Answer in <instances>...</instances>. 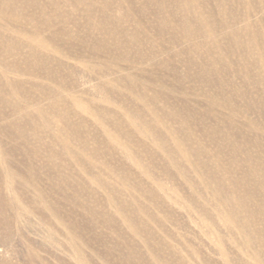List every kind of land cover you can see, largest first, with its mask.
<instances>
[{
    "label": "rangeland",
    "instance_id": "374dc122",
    "mask_svg": "<svg viewBox=\"0 0 264 264\" xmlns=\"http://www.w3.org/2000/svg\"><path fill=\"white\" fill-rule=\"evenodd\" d=\"M87 1L57 0L64 28L54 25L57 13L34 7L0 17V44H19L5 56L19 73L0 74V92L19 105L23 134L19 155L10 154L17 143L0 117V264H258L247 237L225 218V197L264 261V165L254 168L264 159V83L252 84L262 73L252 68L244 84L241 52L226 50L264 44V14L252 16L254 31L226 27L216 0H205L212 13L200 16L195 4L192 26L183 28L179 0H165L162 10L148 0L150 8L126 21L127 4L143 8L142 0H93L95 18L108 22L95 32L85 21ZM40 43L49 45V65L37 71L28 55ZM189 44L208 46L193 52L198 62L190 65ZM250 54L255 59L256 50ZM75 99L95 116L74 107ZM12 112L0 97V114ZM26 144L38 150L32 158ZM27 164L37 168L32 179ZM7 167L19 172L10 187ZM36 185L49 209L37 201Z\"/></svg>",
    "mask_w": 264,
    "mask_h": 264
},
{
    "label": "bare ground",
    "instance_id": "6f19581e",
    "mask_svg": "<svg viewBox=\"0 0 264 264\" xmlns=\"http://www.w3.org/2000/svg\"><path fill=\"white\" fill-rule=\"evenodd\" d=\"M127 3H130L131 0H125ZM256 1H259V5H256ZM143 2V8H134L133 5H129L127 4V11H126V15L125 18H120L122 21H126L130 18H132L133 16H135V12H137L138 10L144 12L145 8H150L151 5L146 4L148 2V0H142ZM165 0H159L156 3V6L159 8V10L163 9V4H164ZM179 2L183 3L184 6L182 4H180ZM179 2L177 1V6L175 8H180L183 11V21L179 20L178 23H176V25H182L183 28L184 27H188L191 28L192 26V20L193 18L189 15L191 8L196 4L198 5V10H199V15L203 16L205 12L207 13H212L210 11V6L207 5V3L205 2V0H179ZM264 0H216V8L219 12L220 15L224 16L226 19L223 21V25H225L226 27L232 26L233 24H239L242 28H244L246 31H254V21L252 19L253 15H257V16H261V14H264ZM59 4L60 2L57 3V0H51L50 2H47L45 0H42L41 2H35V0H0V17H9L12 16V14L14 13L16 16H18L19 18V9H23L24 7H34L37 11L41 12V13H45L46 11L50 10L52 11L54 14L57 13V20H54V25L58 26V27H62L64 28L65 26H63L60 22V15H59ZM84 5V9H85V21H87L88 23L92 22V26H93V30L95 32H102L108 22L107 21H101L95 18V2L93 0L87 1L85 3H83ZM105 8H101L99 11H104ZM166 18L161 19V24L164 23L166 24ZM200 20H205L204 17H201ZM191 21V22H189ZM189 22V23H188ZM139 27V26H138ZM137 27V28H138ZM176 27H172V25L169 27V29H175ZM199 32L203 31V28L198 27ZM140 30V29H139ZM209 33L214 34V29L212 26H209L208 28ZM204 34V33H203ZM227 35V33H226ZM229 36V35H228ZM254 39H256V37H259V33L258 31L255 30V32L253 33ZM191 46V49L188 52L187 55V63L190 65L192 63H197L198 61L196 60V58H194L193 52H195V50L201 48V47H208L204 44H189ZM209 46H211L212 44H207ZM52 46V45H51ZM235 46V48H234ZM234 46L231 47H227L226 50H228L229 52L234 51V52H241L242 55V61L243 64L245 65V69L243 71V75L241 76L242 78V82L244 84H246L247 82L249 83V74H250V69L252 68H258L262 73H264V55L261 54V51L264 50H260V48H264V44H235ZM0 48L2 49V51L4 52V56L3 58L0 57V74L3 75V77H6L8 73H10L11 71H13L14 73H19V69L18 70H12L11 68H9L6 64V54H11L14 52V48H17L19 50V44H17L16 46L14 44H0ZM53 50L56 51V48H54L52 46ZM49 49V45L48 44H44V43H40V44H35L33 45L32 51L30 48L29 51V55L28 57L31 59H34V64H36L37 67V71L40 70L41 68H44L46 66L49 65V55L45 54L44 52H46V50ZM174 49V48H172ZM251 49H255L256 50V55H255V59H253V57L250 54V50ZM175 55L178 56L179 52H175ZM16 59L19 60V55L16 54ZM27 66V71L26 73L29 78H36L37 74L36 71H34V73H31V68L28 64H26ZM9 69V70H8ZM199 70H206L203 66H199ZM214 74V72H218L217 69H212L211 71ZM25 73V74H26ZM260 73L257 77V80L255 82H253L252 84H263L264 83V75ZM19 75V74H17ZM211 79H214V77H212ZM217 80V79H216ZM215 80V81H216ZM11 82L6 83L9 85H12V80H10ZM214 81V82H215ZM7 82V81H6ZM211 82V81H210ZM17 85L19 86V81L16 82ZM212 83V82H211ZM47 81H42L41 83V88H46L47 86ZM58 86L59 83H58ZM12 87V86H11ZM13 88V87H12ZM14 89V88H13ZM15 90V89H14ZM19 90V89H18ZM16 91V90H15ZM0 97L2 98V103L6 106H8L10 109H12V111L16 110L15 112H12L11 114L8 113H2L0 114L1 119L3 120V125L4 128L6 130V132L8 133L9 137L16 142L17 144L12 147L10 149V154L14 155L17 154L19 155V139H23V134L21 132H19V105L17 103H15V101L12 99V97L10 95H8L6 92L1 91L0 92ZM216 104V100L215 98H212L211 100V105L214 106ZM258 107H260L262 105L261 101H258L256 104ZM73 106L74 107H78L81 108L82 110H84L87 114H91L92 116H95V114L90 113V111L88 110V108L82 103L75 99L73 100ZM250 108H252V103L249 105ZM149 110H153L154 108L152 106L147 107ZM137 112L130 114L131 118H135L137 116ZM143 126H147L146 123L143 124ZM108 133V132H107ZM57 137H60V139L62 140L63 138L61 137L60 133L56 134ZM109 137L112 141L116 142V138L114 136V134H109ZM154 138L158 139V135L155 133L154 134ZM159 141H161V139L159 138ZM175 151H177L181 157L185 158V159H189L191 156V151L184 147L180 142L176 141L175 142ZM22 149V147H20ZM6 151V147L2 146L0 148V156L1 158H3V153ZM22 151H24L25 153H28L30 155V157L32 158V155L36 154V152L38 151L37 148L33 145L28 146L27 144L25 145V149H22ZM97 153V152H96ZM109 153V151H108ZM169 157H171L173 155V152L169 151L168 152ZM262 161L259 162L258 165H255L254 168H256L259 165H264V159L261 158ZM46 165H48L47 163H44ZM191 165L194 167L195 169V164L193 161H191ZM177 167H179V165L176 164ZM49 169L53 168L54 166H50L48 165ZM26 172L29 174V176H31V179L33 176H35L37 174V168H35L34 165L32 164H27L26 167ZM4 176L6 177V179L8 180V182H6V187H10L11 186V182H12V178L14 177H18L19 178V172H14L10 167L5 169V173ZM28 181V180H27ZM8 183V184H7ZM36 189H37V194H36V199L39 203H41L43 208H50V205L48 202L44 201V193L43 191L40 190V187L38 185H36ZM224 200L227 203V208H226V214H225V218L227 220H232L241 230V233L247 237V243H246V248L248 250V256L251 257L256 263L258 264H264V261L260 259L259 254L257 249H251L250 246V241H249V237L247 234V229H244V227L242 226V219L239 216L236 207H234L235 203L232 199H227L226 197L224 198ZM11 205L14 208L15 212L17 215H19V210H20V204L19 201L15 200V198H11ZM236 204H238V202H236ZM5 206V202L2 198H0V207ZM260 244L259 240H257V244Z\"/></svg>",
    "mask_w": 264,
    "mask_h": 264
}]
</instances>
